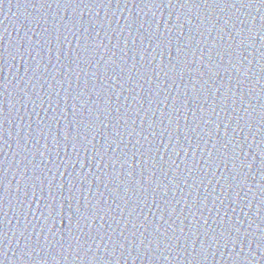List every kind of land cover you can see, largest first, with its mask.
<instances>
[{"label":"water","instance_id":"1","mask_svg":"<svg viewBox=\"0 0 264 264\" xmlns=\"http://www.w3.org/2000/svg\"><path fill=\"white\" fill-rule=\"evenodd\" d=\"M262 16L0 0V264H264Z\"/></svg>","mask_w":264,"mask_h":264},{"label":"snow or ice","instance_id":"2","mask_svg":"<svg viewBox=\"0 0 264 264\" xmlns=\"http://www.w3.org/2000/svg\"><path fill=\"white\" fill-rule=\"evenodd\" d=\"M260 4L262 6H264V0H260ZM249 6L251 5V3L248 4ZM262 20H264V16L261 17ZM182 52V49L177 48V53L180 54ZM262 57H264V54H262ZM107 110V106L105 108ZM117 111H119V109H117ZM89 126H91V121L89 122ZM69 135V129L67 128V132H66V137ZM86 138V137H85ZM75 147V145H73ZM225 147H227V145H225ZM262 155H264V153H262ZM249 167H251V165H249ZM261 167H264V161H261ZM131 175V173H129ZM77 211H79V209H77Z\"/></svg>","mask_w":264,"mask_h":264}]
</instances>
